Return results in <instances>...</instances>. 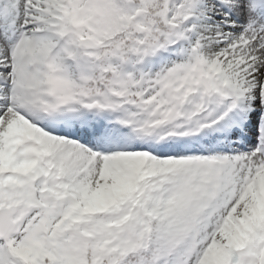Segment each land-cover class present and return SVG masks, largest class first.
I'll return each mask as SVG.
<instances>
[{
  "label": "snow or ice",
  "instance_id": "snow-or-ice-1",
  "mask_svg": "<svg viewBox=\"0 0 264 264\" xmlns=\"http://www.w3.org/2000/svg\"><path fill=\"white\" fill-rule=\"evenodd\" d=\"M0 264H264V0H0Z\"/></svg>",
  "mask_w": 264,
  "mask_h": 264
}]
</instances>
